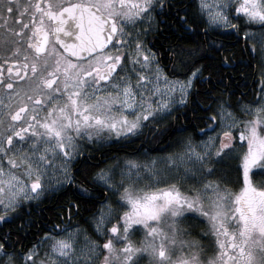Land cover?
I'll list each match as a JSON object with an SVG mask.
<instances>
[{"label": "snow or ice", "instance_id": "obj_1", "mask_svg": "<svg viewBox=\"0 0 264 264\" xmlns=\"http://www.w3.org/2000/svg\"><path fill=\"white\" fill-rule=\"evenodd\" d=\"M188 8L0 0V220L54 190L72 194L64 222L26 249L0 237V264H139L144 254L149 264H264V0H189ZM160 15L203 51L172 43L159 56L147 37ZM221 28L243 39L241 65L256 61L252 99L234 102L227 86L197 88L206 84L199 61L224 48L209 42ZM181 114L188 123L176 127ZM145 127L172 150L144 160L93 156L106 132L138 137ZM81 211L90 214L71 226Z\"/></svg>", "mask_w": 264, "mask_h": 264}, {"label": "trees", "instance_id": "obj_2", "mask_svg": "<svg viewBox=\"0 0 264 264\" xmlns=\"http://www.w3.org/2000/svg\"><path fill=\"white\" fill-rule=\"evenodd\" d=\"M227 37H229V35H217L216 38H219L220 40ZM209 53L210 57L204 61V71H206L205 80L209 86H215L213 88L214 90L225 89V86L232 89L234 93L232 95V100L235 102L236 99L240 98L242 95V92L237 91L235 86H244L245 88L251 84V89L247 92L245 100L255 97L256 91L258 90V88L255 87L256 80L257 78L260 79L257 64L255 70L253 65L252 67H247L246 65H241L240 63H235V66L228 69L220 64L216 52L210 51ZM230 70L232 71L233 78H231L227 73V71ZM254 72L257 74H254ZM224 73H226L225 76H223ZM181 112L186 113L189 118H191L194 114L191 108L182 109ZM181 116L183 117L185 124H187L188 121L185 119V115L181 114ZM192 123L197 125V128L204 127V124L200 121L192 120ZM163 126L164 124L161 125V127ZM179 126L180 124L177 123V127ZM187 131L193 132V129L188 128ZM152 132L153 131H149V133ZM193 134H195V132H193ZM178 135H182V133H178ZM142 138L143 134L138 137L131 136L120 141H113L109 144V147H107L106 158H110L111 155L114 154L124 157L133 151H141L144 146L141 144ZM159 138H161V136L157 135L151 141L148 140V142L151 146H153ZM94 154L95 153H93V156H95ZM234 177L235 173H233V179ZM71 195L72 194L70 192L58 191L55 193H49L47 198H44L39 204L36 202L25 204L23 212L11 214L9 219L0 222V236H5V234L8 233L9 235H15L17 240H20L21 236L26 234V232H29L31 235L34 234L35 231L38 233H45L48 232L53 225L62 224L64 222V217L59 215V212L65 206V201L71 198ZM92 206L93 205H91L90 201H87L86 199L83 201V207L90 208ZM89 214V212L81 211L79 215L72 217L71 221H69L70 225L75 227L77 221L84 223V220L89 216ZM9 240L11 242V238H9Z\"/></svg>", "mask_w": 264, "mask_h": 264}, {"label": "flooded vegetation", "instance_id": "obj_3", "mask_svg": "<svg viewBox=\"0 0 264 264\" xmlns=\"http://www.w3.org/2000/svg\"><path fill=\"white\" fill-rule=\"evenodd\" d=\"M169 2L173 5V10L175 9L177 3H180L183 7L186 8V10H188L189 12L192 11L191 8H188L189 0H169ZM160 11H161V13H164V12H167L168 10L167 9H161ZM233 14H235V13L233 12ZM180 15L183 16L184 13L181 12ZM156 21L157 22L163 21V23H158L157 30L152 32V33H149L147 39L152 41V44L150 45V47H152L153 50L156 51L159 56L166 57L167 52L170 50L169 45L172 43H181V44H185L187 46H192L193 44H196L198 53H201L203 51V48L206 47V44L202 40H197L196 38H192V39H188L186 37L182 38V33H181L180 29L175 26L171 15L157 16ZM233 22L235 23V21H233ZM199 27H200V30L202 31L203 25H200ZM221 33H224L223 35H229V37L219 40V38H216V37H217V35H222ZM228 33H229L228 29H223V28L217 29L216 32L213 34V36L209 38V42H211V40H214L217 46L219 44L223 43L224 48L220 49V52L217 53L218 60L223 67L231 69V67H233V65L235 66V63H239L238 61L240 58V54L238 51H239L240 47L243 46V39L241 38L240 43L237 44L235 42L236 41V34H228ZM241 37H242V30H241ZM209 52L207 53L208 58L210 57ZM232 53H235V55L232 58V61L230 63H222L224 56L232 55ZM73 59H75V58H73ZM206 59L199 61V63L204 65V61H206ZM162 63L169 65V70H170V61H168L167 59H164V60H162ZM253 68H254V70L256 69V61H253ZM4 71H5V74L7 75V69H5ZM205 72L206 71H203V73H202L204 78L206 76ZM227 73L229 74V76L231 78H233L231 70L227 71ZM208 74H210V73H208ZM254 74H257V73L254 72ZM225 75H226V73L223 74V76H225ZM258 82H259V78H257L256 84H255V87H257V88L259 86ZM204 87L214 88L215 86H213V85L209 86L207 84V81H206V84H204V85H200V84L197 85V88H204ZM235 87H236L235 89L237 91L242 92V93H247L251 89V84H249L248 87H245V88H244V86L243 87L235 86ZM182 109H180V113H182L181 112ZM164 123L165 122H161V125H163ZM177 123H179L180 125L185 124L184 119L181 115H180L178 121H173V124L176 127H177ZM151 127L154 128L155 126L152 125ZM193 135H194L196 140H201L203 137H205L202 135H197L196 133ZM155 136H157L155 134V132L153 131L152 133H149V128H147L146 132L143 134V138H142V142H141V144L144 145L142 150L141 151L137 150L135 152L133 151L132 153L128 154L127 156H133L135 154L137 155L138 152H142V151H149V152H152V153L158 154V155L163 154V152L161 151L162 149L165 152L170 151V147H168V145L165 143V139L162 137L159 138V140H156V143L153 146H151L150 143L148 142V140L151 141ZM113 141L114 140L106 141V139H105V140L99 142L98 144L93 145V147L97 149V151L93 152V153H95L94 155L98 156L102 152L104 158H106L107 147H109V144L112 143ZM114 155L117 156L116 154H114ZM114 155H111V157ZM118 156L121 157V155H118ZM58 191L59 190H54L51 193H55ZM33 202H35V201H33ZM0 214H3V211H0ZM10 215H11V213L6 214V218L4 220L9 219ZM4 220H0V222H2ZM43 234L44 233H38L37 231H35V233L31 235L29 232H26V234L21 236L20 240H17L15 235H9L8 233H6L5 236H8L9 238H11V242L8 239L9 245H12L14 243L17 248H20L21 246H25V249H26L27 247L36 243L37 240L39 239V237L42 236ZM0 237H4V236H0Z\"/></svg>", "mask_w": 264, "mask_h": 264}, {"label": "rangeland", "instance_id": "obj_4", "mask_svg": "<svg viewBox=\"0 0 264 264\" xmlns=\"http://www.w3.org/2000/svg\"><path fill=\"white\" fill-rule=\"evenodd\" d=\"M147 128H148V127H145V128L143 129V134L146 132V129H147ZM104 135H105V139H106V141H109V140L120 141V140H122V139H124V138L131 137V136L124 135V134H122L121 136L117 137L116 134H115V132H112L111 134H109V133L106 132ZM205 138H206V137H203L202 139H205ZM202 139H201V140H202ZM171 150H172V149H170V151H171ZM155 155H158V154H154V153L149 152V151H142V152H138L136 156L139 157V159L144 160V159L151 158V157H153V156H155ZM160 155H162V154H160ZM0 211H3V209L0 208ZM201 227H202V226H201ZM197 231H199V228L197 229ZM142 238H143V231H140L139 233H137V234L134 235V237H133V239L136 240L137 243H139V241H140ZM46 243H47V242H46ZM44 250H45L44 248H41V249H40V253H41V255H43ZM179 254H180V253H179V249H178V246H177V253H176V255H179ZM139 264H149V257L147 256V254H144V255H143V257L140 259Z\"/></svg>", "mask_w": 264, "mask_h": 264}]
</instances>
